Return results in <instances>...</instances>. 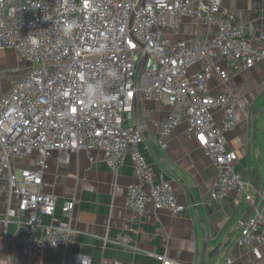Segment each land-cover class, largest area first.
<instances>
[{"label":"built area","instance_id":"obj_1","mask_svg":"<svg viewBox=\"0 0 264 264\" xmlns=\"http://www.w3.org/2000/svg\"><path fill=\"white\" fill-rule=\"evenodd\" d=\"M184 18L215 30L178 38ZM8 48L24 64V73L0 100V179L8 182L5 223L25 216L18 220L22 233L6 237L21 247L24 264H37L45 248L65 252L77 233L76 200L62 206L68 219L56 220V197L43 190L53 154L69 164L73 153L97 151L114 171L131 155L136 181L127 188V207L140 217L149 203L184 212L172 183L140 150L145 136L135 114L137 93L143 117L149 116L142 104L148 99L172 108L157 125L160 145L167 146L182 122L188 123L190 136L202 138L217 168L214 200L236 191L249 204L254 201L255 184L236 170L238 156L228 147L227 134L237 126L238 96L210 91V81L215 76L226 81L228 73L216 63L191 71L203 58L225 59L245 69L264 61V31H252L226 11L223 0H0V50ZM215 109L223 111L221 124ZM33 156L37 168L18 167V160ZM45 217L51 222L45 223ZM130 241L128 234L119 237L126 246ZM236 243L256 252L264 246V198L241 226ZM72 262L91 260L74 254ZM222 264L235 261L228 255Z\"/></svg>","mask_w":264,"mask_h":264},{"label":"crops","instance_id":"obj_2","mask_svg":"<svg viewBox=\"0 0 264 264\" xmlns=\"http://www.w3.org/2000/svg\"><path fill=\"white\" fill-rule=\"evenodd\" d=\"M223 6L226 11L236 14L239 21L250 24L252 31H264V0H223ZM214 30L192 18H184L178 38L205 35ZM8 50H11L10 54ZM212 63L225 69L228 79L222 81L215 76L209 84L211 93L219 95L232 91L238 96L237 126L227 134L228 147L238 156L235 168L255 184V176L260 169V150V192L263 199L264 111L256 117V124L252 113L264 108V61L245 69L225 59L203 58L191 71L195 73ZM16 68H24L16 58V52L10 48L0 50V100L22 76L24 69L21 73H12ZM142 104L149 111V116L144 115L145 142L140 150L154 170L163 172L172 183L178 201L186 206L184 212L175 214L168 209H155L149 203L140 217L127 207V188L136 181L131 155L118 171H114L97 151L92 154L84 150L73 153L69 164L59 162L57 154H53L48 159L43 190L56 197V220L68 219L62 206L67 200H76L73 225L77 233L65 252L51 247L43 249L37 264H73L74 254L89 256L90 264H163L161 255L183 264H202L204 254L209 262L222 244L224 248L213 264H222L228 255L233 257L235 264H264V246H257L256 252L236 243L240 221L250 204L236 191L219 201L211 196L217 168L205 154L202 138L190 136L188 123L182 122L168 136L167 146L163 147L158 142L157 125L167 119L172 108L154 99L145 100ZM213 112L221 124L223 111L215 109ZM254 124L259 147L255 146ZM32 159L35 161L33 166L22 159L18 160V167L37 168L35 156L29 158ZM7 207L8 182L0 179V264H24L21 247L14 242L7 243L6 237L13 239L22 233L23 227L18 220L25 216L11 219L6 224ZM51 220L45 217L44 222L50 223ZM122 234L131 236L130 245L119 242Z\"/></svg>","mask_w":264,"mask_h":264},{"label":"water","instance_id":"obj_3","mask_svg":"<svg viewBox=\"0 0 264 264\" xmlns=\"http://www.w3.org/2000/svg\"><path fill=\"white\" fill-rule=\"evenodd\" d=\"M143 69V63L140 65L139 69H138V72H137V76H136V81L138 82L139 80V77H140V74H141V71ZM264 111V108H262L261 110L259 111H256L254 110L253 113H252V118H253V121L254 123L256 122V117ZM135 114H136V119L139 123L140 126L143 127V114H142V109H141V100H140V96H139V93L136 94V98H135ZM256 124V123H255ZM254 124V141H255V146L256 147H259L258 146V143H257V129H256V126ZM156 152H159L157 147L155 146L154 147ZM259 154H260V160H259V163H260V169L259 171L257 172L256 176H255V199L254 201L249 205L245 215L242 217L241 221H240V225L242 226L246 221L247 219L249 218V216L251 215L254 207L256 206V204L259 202V199L261 198V192H260V171H261V166H262V160H261V152L259 150ZM224 248V244H222L218 250L216 251V253L212 256V258L209 260V262H207V258H206V253L204 254L203 256V259H202V264H213L215 259L218 257V255L221 253V251L223 250ZM206 251V250H205Z\"/></svg>","mask_w":264,"mask_h":264},{"label":"rangeland","instance_id":"obj_4","mask_svg":"<svg viewBox=\"0 0 264 264\" xmlns=\"http://www.w3.org/2000/svg\"><path fill=\"white\" fill-rule=\"evenodd\" d=\"M10 52H11V50H8V54H10ZM6 53H7V52H5V54H6ZM22 70H23V69H17V68H16V69H13V70H12V73H13V74H18V73H21ZM23 73H24V72H23ZM13 74H12V75H13ZM22 75H23V74H22ZM19 79H20V78H19ZM19 79H18V80H19ZM18 80H17V81H18ZM25 162H26V164L29 165V166H33V165L35 164V161H34L33 159H32V160L25 159Z\"/></svg>","mask_w":264,"mask_h":264},{"label":"trees","instance_id":"obj_5","mask_svg":"<svg viewBox=\"0 0 264 264\" xmlns=\"http://www.w3.org/2000/svg\"><path fill=\"white\" fill-rule=\"evenodd\" d=\"M214 254V253H213Z\"/></svg>","mask_w":264,"mask_h":264}]
</instances>
